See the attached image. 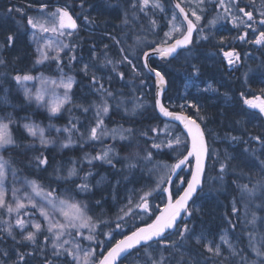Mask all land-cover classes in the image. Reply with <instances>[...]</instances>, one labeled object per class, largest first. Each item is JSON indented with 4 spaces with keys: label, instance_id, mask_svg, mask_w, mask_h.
<instances>
[{
    "label": "snow or ice",
    "instance_id": "snow-or-ice-1",
    "mask_svg": "<svg viewBox=\"0 0 264 264\" xmlns=\"http://www.w3.org/2000/svg\"><path fill=\"white\" fill-rule=\"evenodd\" d=\"M85 2L86 0H81L80 6L83 7ZM150 2L153 8L163 10L160 0H138L139 11L143 12ZM241 2L245 3V7L239 6ZM205 3L206 0H196V7L188 10L191 12V16L195 18L194 20L189 18L185 8L181 7L180 3H177L175 7L179 9L180 14L183 16V22L177 24L175 22L176 16L173 15L172 20L169 21V31L164 33V39L156 47H151V44L147 45L149 50L143 51L142 56L143 68L147 73L155 77L154 112L158 111L161 116L169 118L170 121H178L183 126V132L175 131L176 126L171 123H165L162 128L157 125L145 128L142 131H138L132 127L124 128L123 125L107 129L104 117L110 113L111 105L109 100L115 99V94L105 88L95 74L91 78L93 86L91 91L94 95H98L99 102L93 101L87 105H75V107L82 109L85 114L94 108V123L86 132H81L77 125L71 121H69V126L63 129H55L57 134L62 132L67 133V138L60 143L62 149L68 148L74 143L72 139L74 133H79L85 143L99 142L102 140V137L110 136L113 141L119 139L123 147L128 149L134 148V150H129L126 155L121 157L119 151L114 147H104L95 156H89L86 153L82 161L89 165L93 161H102L115 168L113 160H116V162L123 160L124 164L122 168L117 171H127L129 174L134 173L142 165L152 164L155 159L153 150H156L157 153L164 148L171 150L175 157L174 162L171 164L163 161L156 162L154 169H162L163 174L157 179L155 188L142 191V194L137 193L136 190H132L133 194L129 195L127 204L120 209L122 215L116 217L115 229L123 227L126 217L136 215L134 209L149 212L151 208L149 200L153 192L162 190V193L167 194V200L163 204V207L157 205L158 214L156 212L151 213L155 216V219H152L151 223H146L142 227H136L134 231H130L127 235H122L121 239L115 240V243L111 247H107L106 252L101 251L97 253L95 248L82 246L76 238L81 237L90 242H97L96 230L98 226H103L106 222L89 215L88 204L84 201L76 200L74 193L91 192L105 178L101 177L96 181V185H93L90 183V177L93 176V173L88 171L83 176H79L78 169L74 166L75 162H73V166L67 169L66 175H61L63 172L62 168H54L53 172L56 174L58 181L62 180L65 183L73 181L74 178L80 179L82 182L75 184L74 189L65 188L64 194L58 196V188L46 190L38 181L25 179L24 183L31 189V193H25L23 199H21L16 195L20 189L14 187L12 189L15 199L13 206L12 203H8L5 200L4 188L7 175L6 168L11 167V165L3 156H0V209L8 214H16L14 225L8 220H0V223L4 225L0 228V237H10L16 245L13 253H11L16 256L12 264H31L32 259L40 260L41 264H53V260H59L61 257L64 258L66 264H119L121 259L131 255L133 251L137 253L136 264H168L177 253H179V259L176 261V264H184L185 253L182 249L192 242L196 245L203 244L204 250L209 254L203 261V264H207V259L210 258L219 259L223 257L224 259H229L230 257L239 255V252L225 233L220 235L219 242L215 240L205 242V234L203 232L197 233L194 224L189 225L185 222L183 227H178L179 217L184 215L187 218H191L194 214L201 211L199 207L192 208L191 204L195 203L197 193L203 194V183L207 173L206 160L211 156L216 157L217 161H219V174L212 179L223 181L224 175L228 170L229 161L234 157L226 152L224 160L220 161L218 153L210 149L205 130L201 127L200 123L206 120V116L201 115L199 103L187 101L185 104L179 106V111L169 110V106H166L162 102V96L168 84L167 73L160 67H154L149 63L152 56H158L160 60H168L170 57L175 58L178 56V50L187 49L189 45L193 44L194 31L201 33L199 39L209 40L211 37L205 32V29L216 25L218 20L225 18L230 19L236 28L243 27L245 29L244 33L234 39L245 41L248 35L247 30L251 29L255 35V39L250 41V43L264 47V30H261L264 29V0H260L258 6L256 0H218L215 8L222 9V13H218L212 19H209L206 25L200 27L201 21L205 18L204 13L207 11L203 7ZM47 7L46 4L39 5L42 12ZM70 7L69 5L57 7L53 12L48 13L44 20L33 17H29L27 20V25L33 30L29 39L36 45V52L38 53L35 63L39 64L50 59L55 60L58 64V70L61 72V78L57 81L56 79L40 77L41 87L37 88L35 93H32L28 88H24V97L28 101L34 100L38 106L46 107L53 116L61 112L67 104L72 102L71 90L75 82L74 78L71 75L65 76L63 68L60 67V53L65 49H71L74 52L77 47L75 44H66L61 39L65 36L72 37L79 27L77 23L79 14H75L74 16L70 12ZM131 7L133 9L137 8V0H133ZM7 11L10 15L13 11L22 13L23 10L9 8ZM84 20L86 23H93L87 16H85ZM129 22L128 14L125 13L123 23L127 25ZM151 23L155 26L156 22L153 20ZM185 24L186 29L184 27ZM48 33L55 34L56 39L45 38V34ZM17 36L18 33L8 34L5 40L0 43V49L14 47ZM109 38L115 45L120 46L121 58L119 60H112L107 58L105 54L103 64L105 66L112 65L114 72L118 65L128 64L131 66L135 76L142 75L143 73L139 71L133 58H130L131 53L127 52L121 45V40L111 35H109ZM134 42L139 44L142 41L139 36H135ZM224 42L225 38L221 37L220 43L223 44ZM104 47L107 49L108 45ZM51 52H55L56 55L51 56ZM223 56L229 66L237 64L241 60L240 54L234 48L223 52ZM92 58L97 59L95 52L92 53ZM76 60L77 57L74 54L69 58L70 64ZM5 64L6 61L0 57V66H4ZM89 68V64H84L81 71L87 76ZM199 73L200 68L195 64L191 65L189 78L198 77ZM118 75L121 79L124 78V73L121 72ZM13 79L17 84H23L25 81L37 78L25 73L23 75L16 74ZM144 83V80L140 81L141 86ZM60 88L64 90L62 95L57 92V89ZM204 91H216V89L209 83ZM241 97L243 98L244 105L250 109L257 110V113L249 114V119H256L257 114L264 116V88L260 90L259 95H253L249 98L242 92ZM129 101L132 103L130 109L127 107V102ZM121 106H123L125 116L136 117L143 116L147 104L144 101L143 94H141L138 97L133 96L131 98L122 96L117 101V108L119 109ZM190 109H195V118L187 114L186 110ZM15 122L11 118V114H8L7 122H5L4 118H0V149L7 150L8 146L18 147L9 131V125ZM236 123L239 124L240 121ZM21 127L33 138V143L26 145V148L34 147L37 139L43 148L55 145V138H50L46 135V129L40 127L38 124L28 122L24 123ZM149 133H152V135ZM161 134H163L164 138H161ZM228 138L232 142L241 141L247 144V141H243L242 137L229 136ZM249 139L259 144L262 153H264V135L253 136L249 133ZM141 140L146 145L143 149L140 148ZM148 141H151L150 145H148ZM244 152L246 154L251 153L252 164L259 168L260 178L252 182V177L248 176L249 183L244 184L233 181L238 190L239 201L235 197L233 198L231 211L233 215L238 216L240 209L237 205L238 203L243 205L246 224L251 225L253 228V231L248 233L249 248L256 257L255 260L251 261L247 256L241 257L239 264H264V231L259 232L261 237L259 246L255 242L258 224L264 223V215L258 214L264 213V158L257 156L255 149L245 147ZM33 159L38 168L46 166L49 163L48 158L43 154L37 155ZM184 168L187 169L190 175L180 176L179 182L176 183L173 177L179 175L178 169L183 170ZM16 171L15 168H12L14 180L16 179ZM124 179L128 180V176H125ZM119 183L118 179L113 188L115 189ZM173 184H176L175 193L171 189V185ZM32 194L40 197L42 203L36 201ZM137 195L138 199H135ZM258 197L259 203L256 202ZM25 200L28 205H31L33 209L39 212V216L43 218L42 220L35 218V212L31 214L27 211L22 212L26 208ZM96 203L99 205L101 202L97 201ZM57 215L60 217L59 219ZM229 223L231 224V221ZM14 227L19 228L21 230L20 233H16ZM232 227L235 228V225H232ZM82 229H87L89 234L85 236L81 231ZM115 229L105 232L104 236L113 238ZM17 235H19V239H17ZM172 235H175L176 239H169V236ZM40 236L44 237L43 242L39 240ZM97 243L102 249L106 247L104 241H98ZM223 246H227L228 256H224ZM21 247L29 248L30 250L20 251ZM140 249L144 251L141 253ZM166 253L167 255H165ZM9 256L10 252L4 250L0 254V260H3L4 264H7ZM189 264H201V262L190 259Z\"/></svg>",
    "mask_w": 264,
    "mask_h": 264
},
{
    "label": "trees",
    "instance_id": "trees-1",
    "mask_svg": "<svg viewBox=\"0 0 264 264\" xmlns=\"http://www.w3.org/2000/svg\"><path fill=\"white\" fill-rule=\"evenodd\" d=\"M167 10H171L176 12L171 0H160ZM133 0H86L82 9L91 13L92 10V18L91 20L97 21L102 26L98 25L97 27H91L92 25L88 24V30L84 28L78 29L77 37L79 39L78 44L82 46L80 50H76L73 54L77 56V60L82 59L86 52L90 50L91 43L97 41L95 39V35H101L102 40L99 42L101 44L109 45V48H116L114 54L117 56L118 60L121 58V54L117 45L113 43V41L109 38V35L115 36L121 40L122 46H124V42L127 40V44L133 41L134 32L131 30L130 26H124L123 21L125 17V13L128 15H138V21L141 23L140 29L139 27H135L137 31L143 29L144 37H150L151 47L158 44L162 39H164L165 33V19L163 17V12L158 8H153L152 4L148 5L146 9L141 12L139 11L138 0H137V8L133 9L131 7ZM183 6L189 10L187 5L180 0ZM218 0H206V3L203 7L207 10L205 13H222V9H216L215 4ZM66 3L71 6V13L75 12V7L77 4L81 3V0H0V43L5 40V37L10 33H18L17 40L15 46L12 48L0 49V57H2L6 64L4 66H0V114L7 115V113L13 112L15 115H19L27 107L30 106L29 103L24 102L19 94L16 93V90L20 86L17 84L13 77L16 74H30L32 76H36L37 73L49 74L58 69V64L56 61H43L42 63H35L36 56L34 50L28 39V32L30 27L27 25V20L29 17H34V15L40 12L39 5L46 4L47 8H52L58 4ZM240 7H245V3L241 2L239 4ZM22 9V13H18L13 11L10 15L8 14V9ZM99 8V16L97 17L93 12V9ZM100 12H104V14H100ZM155 20V26L152 25L151 21ZM125 28V29H124ZM138 35V34H136ZM124 38V40H122ZM155 42V43H153ZM148 44V45H149ZM192 45V44H191ZM188 46L187 49H184L177 58L171 59L168 61H160L155 58L150 59V63L154 67H160L167 73V79L170 78L169 72L171 69L176 68V74H178L181 70H184L186 67H190L195 64L200 68V71L205 73L209 77H213L216 75L215 66L207 64L209 59L213 61L215 58L220 56L219 51H209V50H194L191 49L192 46ZM148 47L146 46L144 49H138V53L144 51ZM127 51V50H126ZM261 59H259V54L256 53V57L248 56V63L244 67L243 71H245V80H243L242 74L235 76L233 70L231 72L232 79L229 82L228 88L237 91L239 95L244 93V89L246 88V84L252 82V90L251 93L256 92L260 93V90L264 88V51L262 52ZM77 60L69 64V60L66 59L64 62L60 63V67L66 68L69 70L78 80V83L83 84L84 80H86L83 72L77 65ZM206 65V66H205ZM172 66V67H171ZM137 67L142 70L141 79L145 81L144 85L141 88H137L140 92H143V95L147 97V101H149L146 110L144 111L143 116H125L124 111L122 109H118L114 104L113 100H111V109L108 116L104 117L105 126L108 129L116 128L119 125H123L124 128H135L138 131H142L145 128H150L152 126L163 127L165 123H169L165 120H162L157 112H154V82L151 76L144 70L141 59L137 62ZM171 67V68H170ZM179 70V71H178ZM178 71V72H177ZM214 71V72H213ZM221 73L223 72L220 70ZM225 75V73H222ZM129 76H127V69L124 64V85H128L127 82ZM117 77L114 75L110 78H102V82L104 85H108L111 87H116L118 82L115 80ZM260 80H262V86H260ZM120 82V81H119ZM121 83V82H120ZM254 83V84H253ZM121 85V84H120ZM140 85V84H139ZM136 85L135 87H137ZM79 86H76L75 93L76 95H82V101L79 104H89L88 100L97 98L96 96L90 94H84V91H80L78 89ZM9 90L10 99L8 101L3 98L5 90ZM87 92H90L87 88H85ZM125 93L129 94L130 91L124 87ZM116 95L117 92L113 90ZM116 99V98H115ZM22 103V105L18 108L15 107V104ZM207 102V101H205ZM208 105V104H207ZM222 105V104H221ZM219 109L218 114L221 116V120L219 122L218 128L223 127V132H234L237 134H242V140L247 141V144L244 142H240L238 146H234L235 157L233 160L229 161L227 173L224 175L225 184L221 188H217L211 193L212 197L209 200H204L203 205L205 211H208L210 214H205L204 217L208 221H211L214 217L219 220V222L224 221L225 214H230V201L233 198H237L238 190L236 184L243 181V178L236 176L234 174H239L237 171L241 173L247 171H253L252 161H251V153L246 154L244 152L245 147L250 149H255V154L257 156L264 157V153L260 149L259 144L249 139V133L251 135H264V125L259 117L256 119H249V114L251 111H243L241 107L236 104L234 101L224 104V106ZM31 108V107H30ZM94 111H89L87 114L83 112L82 109L73 107L66 108L64 111L55 118L58 122H75L79 126H86L89 128L92 125L91 113ZM36 116L42 120H47L48 116L40 110H37ZM240 121V123H236ZM177 132H181L178 126L174 129ZM11 133L13 138L16 141L18 147L8 146L7 150L2 149V156L5 160L10 162L11 167L7 168L6 181H16V180H36L38 181L44 188H58L61 189H74L75 184H79L82 181L78 178H74L73 181H68L65 183L64 181H58L56 179V174L53 172L54 168H62L63 172L61 175H66L67 169L73 166V162H75V167L78 169V175L83 176L85 172L91 171L93 176L90 177V183L96 185V181L98 176L101 173H108L115 175L116 177L124 176L123 172H118L117 170L121 169L124 161L116 162L113 160L115 164V168L109 166L106 162L102 161H93L91 165L87 164L83 161L84 155L87 153L89 156H95L102 148L112 146L117 151H119L120 156L123 157L128 153L129 150L122 146V142L119 139L113 141V139H109L110 145H106V141L104 142H89L85 143L84 140L78 135L75 137V143L70 145L68 148H63L61 150H56L53 146H48L47 148H43L37 141H35L34 147L26 148V145L33 143V138L29 137L19 126V124L12 126ZM152 135V133H149ZM163 136V134H161ZM206 135L208 140H210V136L206 131ZM164 138V137H163ZM159 142V140H157ZM135 144V142H134ZM151 144V141H148V145ZM211 141H209V146ZM146 147L145 142L143 140L140 141V148L143 149ZM155 159L153 161H165L168 163H173L175 157L171 150L164 148L159 153L156 150H153ZM43 154L48 158V165L40 166L39 168L36 166L34 161V157L37 155ZM221 161V160H220ZM215 164V168L219 166V161H217L216 157H209L207 159V173L206 178L211 174V166ZM150 165H142L141 168H137L134 173H140L139 180L141 184H153V176L154 173L151 172ZM12 168H15L16 171V179L14 180L12 174ZM139 175V174H138ZM189 173L187 169L184 168L178 177L174 180L176 183L179 182L180 176H188ZM19 178V179H18ZM205 178V180H206ZM246 180V179H245ZM136 181V180H135ZM136 181V182H137ZM248 181V180H246ZM139 183V182H137ZM205 183V181H204ZM203 183V188H204ZM111 183H107L105 185L94 187L91 192L88 193H74L77 196H81L85 203L89 206V215L94 218H99L101 221L106 223L103 226H98L96 230V240L104 241L106 247L101 251H104L110 244H112L116 239L124 235L125 233L131 231L134 227L146 223L150 221L154 215L152 212H157V205L161 206L165 202V194L162 193V190H157L154 193L153 199L149 201L151 208L150 211L147 212L146 217L144 218H134L133 220H129L128 222L123 224L121 229H117L113 232V238H106L104 236L105 232H108L115 228L116 222H114L117 216V208L115 207L117 203L114 205V201L120 199V189L116 187L115 190L111 187ZM172 191L176 192V184L171 185ZM182 190V189H181ZM58 193V192H57ZM199 193L196 195L195 199L198 197ZM113 198L115 200H113ZM97 201L101 203L97 205ZM239 201V199H237ZM206 205H205V204ZM192 205V204H191ZM239 205V203H238ZM241 210V209H240ZM4 215V219L13 223L16 218H7L5 211L2 210L0 212V217ZM213 217V218H212ZM200 219L199 213L194 214L191 218H184L178 224V227H182L185 222L188 224L191 222ZM241 221V219H240ZM218 222V224H219ZM211 223V222H208ZM212 224V223H211ZM4 226V225H3ZM2 228V227H1ZM244 228V227H243ZM14 227V231L16 232ZM239 229V225H238ZM18 233V232H16ZM175 235L169 236V239L175 238ZM19 235H17V239H19ZM44 237L40 236L39 240L43 242ZM16 248L13 240L10 237H0V254L4 250H8L10 252V256L8 260L11 262L16 259V256L13 253V250ZM29 248H20V251H28ZM100 250L97 253L101 252ZM171 251V250H169ZM140 252H143V249H140ZM167 255V253L165 254ZM137 253L135 251L132 252L131 255L122 259L119 264L130 263L131 261H135L136 264ZM179 259V253L174 255L168 264H176V261ZM2 262H4L2 260ZM66 264V261L64 260ZM187 258L184 257V264H187ZM31 264H41V261L38 259H32Z\"/></svg>",
    "mask_w": 264,
    "mask_h": 264
},
{
    "label": "rangeland",
    "instance_id": "rangeland-1",
    "mask_svg": "<svg viewBox=\"0 0 264 264\" xmlns=\"http://www.w3.org/2000/svg\"><path fill=\"white\" fill-rule=\"evenodd\" d=\"M181 1L184 2L189 9L196 7V0H181ZM160 3L162 5L163 10H161L159 8L158 9L161 10L164 13L163 17L165 19V25L167 26V28H165V32L169 31V28H170L169 21L172 20L173 15L176 16V21L175 22L177 24L182 23V21L180 20V18L178 17L176 12L171 11V10H167V8L164 6V4L161 1H160ZM259 3H260V0H256L257 6L259 5ZM150 4H151V2L149 3V5ZM65 5H67V4L66 3L58 4V5H56V6L52 7V8H47L43 12L40 10V12L36 13L33 18L44 20L47 17L48 13L53 12L55 10V8H57V7H64ZM74 10H75V12L72 13V14H74V16H75V14H79V19H78V21H79V29L84 28L85 30H88L87 28H88V24L89 23H86L84 18H85V16H87V17H89L91 19L92 18V10L90 11L91 13H89L86 10L82 9L80 4H77ZM246 10H248V9L246 8ZM93 12L95 13V15L97 17L99 16L98 15L99 14L98 13L99 12V8L93 9ZM100 14L103 15L104 12H100ZM190 14H191V12H190ZM137 16L138 15H128V19H129L130 22L127 25L123 24L124 26H128V27L130 26L131 30L133 29V32H134L133 33L134 34L133 41L131 43L129 42L127 44V40H126L124 42V46L123 47L127 50V52L131 53L130 58H133L134 63H136V64H137V62L139 60V57L141 58V55L143 53L141 51L140 54H139L138 53L139 51L137 50V48L138 49H144L151 41L150 37H148V38L144 37V30L143 29H141L139 31H137L135 29V27H139V29H140V25H141V23L138 21V17ZM192 18L195 19L194 17H192ZM90 24L92 25L91 27H97L98 25L102 26V24H99L96 20L95 21L93 20V23H90ZM32 31L33 30L30 28L29 32H28V39H29ZM78 33L79 32L76 31L72 37L65 36V37L61 38L63 40V42L66 43V44L67 43H71V44L77 45L75 51L76 50L78 51V50H80L82 48V46L78 44V42H79V39L77 37ZM136 34H138V35H136ZM200 35H201V33L199 32L198 35H197L198 36V38H197L198 41H199ZM135 36H139L141 38L142 42L139 43V44L135 43L134 42V37ZM45 38L56 39V36H55V34L48 33V34H45ZM95 39H97V41L94 42V43H91L90 50L85 53V55H84V57L82 59H80V60L78 59L77 60V65H78V67L80 69H82L84 64H89L90 65L89 72H88L87 76L82 71L84 76H85V78H86V80L83 81L84 82L83 84L78 83L77 78L69 70H67L66 68L65 69L63 68L64 75L65 76L71 75L74 78V81H75L74 84H73V88L71 90L72 102L67 104L61 110V112H59V113H57L56 115L53 116V115H51L49 113V111L47 110L46 107L38 106L34 100L33 101L26 100L25 97H24L23 89L24 88H28L32 93H35L36 89L41 87L40 77L56 79L57 81H59V79L61 78V72L58 69L56 71L52 72V73H49V74L37 73L36 76H35L37 79L23 82V84H20V86L16 90V93L21 96V98L24 100V102L29 103L30 106L27 107L25 109V111L20 113L18 116L15 115L13 112L7 113V115H1L0 114V118H4L5 122H7L8 114H11V118L14 121H16L15 123H12V124L9 125V131L10 132H11L12 126H14V125L19 124V126L21 127L24 123L34 122L35 124H38L40 127L46 129V135H48L50 138H55V145L54 146L53 145H49V146L55 147L56 150H61L62 148L60 147V143L64 139L67 138V133H63L62 132L60 134H57L55 129L56 128L63 129L66 126H69V122L61 123V122H58L57 120H55V118L57 116H59L64 111V109L73 108V107H75V105H78L82 101L83 94L82 95H76V93H75L76 86H79L78 89L80 91L83 90L84 94H90V95H93V96L97 97V98L88 100L89 102L90 101L91 102H93V101L99 102L98 95H94L92 93V91H91V89L93 87L92 83H91V78H92L93 74L96 75V77L100 80L101 83H103L102 82V78L103 77L110 78V77H113L114 75L117 77V79H115L118 82V85L116 87L113 86V87L110 88V86H108V85L106 86V85L103 84L104 87L107 88L108 90H110L112 92H113V90H115V92H117V94L115 95L116 99H112L114 101L113 102L114 104H112V105L117 106V101L120 100L122 96L125 97V98H131L133 96L138 97L141 94H143V92H140L139 90H137V88H141L144 85V84L142 86L139 85L140 81L143 80V79H141V75L140 76H135L134 73L132 72L131 66L128 65V64H125V68L127 69V76H129L127 82H129V84L128 85H124V80H122L120 78V76L118 75V73H121V72L124 73V64L123 65H118L116 67V71L115 72L112 69V65L105 66L103 64V61L105 59V54L107 55V58H109V59L118 60L117 56L114 54V52L116 51V48H109V45H108V48L105 49L104 46L106 44L99 43L102 40V37H101V35H97V33L95 35ZM122 40H124V38ZM29 42H30V44H31V46H32V48L34 50V53H35V56H36V59H37L38 53L36 52V45L30 39H29ZM121 45H122V43H121ZM117 48H120V46L117 45ZM74 52L71 49L63 50L60 53V63L64 62L66 59L69 60V58L73 55ZM93 52L96 53L97 59H93L92 58V53ZM50 55L51 56H55L56 53L55 52H51ZM46 61H55V60H51L50 59V60H46ZM209 61H211V59H209ZM244 63L245 62L242 61V58H241L239 63L233 65L234 70L236 71V67L243 68ZM69 64H70V62H69ZM138 69L142 73V70L139 67H138ZM190 73H191V69H190L189 66L186 67L185 71H183L181 73L180 77L183 78V83H182V87L180 88L181 91H179V93L177 94L178 96L182 97L185 94L187 95V93L189 91H191V87H194V90L197 91V92H199V91L207 92L208 94H211L213 97H215V95H216L215 92L216 91H204V89L206 87L197 88L196 87L197 85H192L194 83L195 77L189 78L190 77ZM176 76H177V74H176ZM177 78H179V77H177ZM136 85H138V86L135 87ZM124 87H126V89L128 91H130L129 94L125 93L126 91H124ZM85 88H87L90 92H87L85 90ZM63 91L64 90L62 88L57 89V92L60 95L63 94ZM189 96H190V93H188L187 97L189 98ZM10 97H12V96L9 95V90L8 89L5 90L3 98H5V100L8 101L10 99ZM204 97L206 98V100H212V99H207V98H212V97H209V96H206V95ZM143 98H144V101L146 102V104L148 106L149 101H147V97H145L143 95ZM175 98H177V96ZM233 98L234 97H233V94L231 92H224L219 97L213 98V100H214V103H218L219 102L220 104H222V106H224V104L233 102V100H234ZM191 100H193V99H191ZM196 102H198V98H197ZM109 103L111 105V100H109ZM207 104L209 105V107L212 110L208 113L209 115H206V114H201V115L206 116V120L202 121L203 124H206L207 122L209 124H211V126H209V127L207 126L206 127L207 133L210 136V140L209 141H211L210 149H212L216 153H218L219 158H220L221 161L224 160L226 152L230 156L235 157L236 155H235V151H234L233 148H234V146H238L241 141L232 142V141H230V139L228 137L229 136L242 137L243 135L240 134V133L237 134V133H234V132H227V131L223 132V127H219V128H218V126L215 127L214 125H219L218 122L215 119L212 118L213 115L211 114V113H213V111H215V108L213 107V104H211L210 101L209 102H205V104L202 102V108H204V107L207 108ZM21 105H22V103H20V101H19V103H17V105L15 104V107L18 108ZM127 107L129 109L132 107V103L130 101L127 102ZM120 109L123 110V106H121ZM37 110H40L43 113H45L48 116V119L47 120H42V119L38 118L36 116ZM94 113H95V109L91 113L92 124L94 123ZM25 118H27V119H25ZM261 118H262V121H264V117L261 116ZM72 123H75V122H72ZM75 124L77 125V127L80 129L81 132H86V130L88 129L86 126H81V125L79 126L77 123H75ZM22 130L24 131L23 128H22ZM24 132L27 134L26 131H24ZM78 135H79V133H74L72 135V139H73L74 143L76 142L75 141V137H77ZM108 138L112 139L110 136L109 137H102V140L99 141V142L106 141V145H110V143H113V142L109 143V139ZM161 138H163L162 135H161ZM36 141L39 143L38 139ZM0 156H2V149H0ZM212 157H215V156H212ZM233 159H231V160H233ZM156 162H159V161H156ZM156 162H154V163H152V165H150L151 172L154 173V175H152L154 177L153 178V184L152 183L149 184V182H148V184H146V183L145 184L144 183L141 184L140 183L141 181H137V180H139V176H140V173H138V172H136L135 174H129L127 171H124L123 172L124 176L122 175L121 177H116L115 175L108 174V173H101L98 176L97 180H99L101 177H104L105 179L97 187L105 185L107 183H111L112 184L111 187H113V185H116V182H117L118 179L120 181V183H119V185L117 187H119V189L121 190L120 191V193H121L120 197H121V199L123 201H121L120 199H117V196H116V201H114V205H115V203H117L116 206H115L117 208V210H116L117 211V216L118 215H122V213L120 212V209H121L122 206L127 204V200H128L129 195L133 194L132 190H136L137 193L142 194V191H148L150 189L155 188L157 179L159 178L160 175L163 174V170L162 169H154V165L156 164ZM163 162H165V161H163ZM169 164H171V163H169ZM214 165L215 164H213L211 166V174L209 176H207V178L205 180L204 188H203V194L199 193L198 197L195 199V203H193L191 205L192 208L199 207L201 209V211L199 212L200 219L194 221L193 223L190 222L189 225H193L194 224L197 233L203 232L205 234V237H206L205 242H210V241H213V240H215L216 242H219L220 235L222 233H225L227 235L228 239L232 242L233 246L239 252L238 256L230 257L229 259H224L223 257H221L219 259H217V258L207 259V264H239L241 257H245V256H247L250 261L251 260H255L256 259L255 254L252 253L251 249L249 248V236H248V233L252 232L253 228H252L251 225L246 224L245 216H244V209H243V205L242 204L237 205L238 208L241 209L240 212H239V215L238 216L237 215H233L232 211H231L232 210V201L233 200H231L230 201V214H227V215L225 214L224 216H222V218H224V221H222V222H219V220L217 218H215V217L214 218L212 217L213 219L211 221H208V218L206 219L204 217L205 214H210V213L208 211H205V208H204V205H203V201L204 200H209L212 197L211 193H213V191L216 190L217 188H221L225 184V180L224 179H223V181L218 180V179H215V180L212 179L213 177H217L218 174H219V166L217 168H215ZM252 169H253V171L244 172L243 175H242V173L240 171H237V173H239V174H234L236 176H239L240 178H243V181H240V184L249 183L248 176L252 177V182H255L257 179L260 178L259 168L254 166V167H252ZM6 171H7V168H6ZM125 176H128V180L124 179ZM245 179L248 180V181H246ZM135 180L137 182H139V183H137ZM24 181L25 180H16V181H11V183H10V182L5 180V183H4L5 200L8 203H12L13 206H14V203H15V199L13 197L12 189L14 187L17 188V189H20V191L17 192L16 195H17V197H19L21 199H23L25 193H31V189L28 186L25 185ZM155 192H153L152 197L150 198L149 201H151V199H153V196H154ZM63 194H64V189L59 190L58 193H57L58 196H61ZM32 195H33V198L36 201L42 203L40 197H36L34 194H32ZM74 198L76 200H79V201H84L81 196H77L76 194H74ZM135 199H138V195L135 196ZM236 199H239V194L237 195ZM113 200H115V199L113 198ZM24 202H25L26 208L24 210H22V212L23 211H27L29 214L35 212V218L36 219H39V220L43 219L42 217L39 216V212L38 211L33 209L31 207V205L27 204L26 200ZM256 202L257 203L260 202L259 201V197L257 198ZM125 210H127V209H125ZM1 211H2V209H0V212ZM134 212L136 213V215L126 217L124 223L128 222L129 220H133L134 218H144V217H146V214H148L147 212H144L143 210L140 211L139 209H134ZM5 214H6L7 218H9V217L10 218H16V214L15 213L8 214V213L5 212ZM258 214L259 215H264V213H258ZM57 218L59 219L60 217L57 215ZM249 218H250V215H249ZM240 219H241V221H240ZM0 220H5L3 214L0 217ZM114 220H115L114 222H117L116 218ZM229 221H231V224L229 223ZM208 222H211L212 224L208 223ZM218 222H219V224H218ZM232 225H235V228H233ZM238 225H239V229H238ZM1 227H3L2 223H0V228ZM29 230H31V229H29ZM115 230H117V229H115ZM20 231L21 230L19 228L16 229V232L20 233ZM81 231L83 232V234L85 236L89 234L87 229H82ZM260 231H264V223H259L258 224L257 235L255 237V242L257 243V246H259V243L261 241V237L259 235ZM95 235H96V233H95ZM65 238H69V237H65ZM96 238H97V236H96ZM106 238H108V237H106ZM171 239L173 240V238H171ZM76 240L79 241L81 243V245L86 247V248H95L96 252L99 251V250L100 251L102 250V248H100L99 244L97 243L98 240H96L97 242H90V241L82 239L81 237H77ZM223 249H224V256H228L227 246H223ZM182 251L185 253V257L187 258V261H188L187 264H189V260L190 259L195 260V261H199V262H201V264H203V261L209 256V254L204 250L203 244L196 245L194 242H192L190 244H187L185 246V248L182 249ZM49 255H50V253H49ZM134 263H135V261L133 260L129 264H134ZM0 264H4V262H2V260H0ZM7 264H11V262L8 259H7ZM53 264H65L64 263V258L61 257L59 260H53ZM124 264H128V263L126 262Z\"/></svg>",
    "mask_w": 264,
    "mask_h": 264
},
{
    "label": "flooded vegetation",
    "instance_id": "flooded-vegetation-1",
    "mask_svg": "<svg viewBox=\"0 0 264 264\" xmlns=\"http://www.w3.org/2000/svg\"><path fill=\"white\" fill-rule=\"evenodd\" d=\"M217 14L218 13H204L205 18L201 21L200 27H203L204 25H206L208 23V20L212 19ZM191 19H193V18L191 17ZM256 26L258 27V25H256ZM165 27L167 28L166 25H165ZM261 30H264V29H261ZM205 32L207 34H209L211 37L207 41L202 40V39H199V41H198L197 35L199 32L198 31L194 32L193 44L191 45L192 46L191 49H194V50L200 49V50H209V51H219L220 52V56L215 58L213 61H210L207 63L209 65L211 64L212 67L215 66L216 75H213V77H209L205 73L200 71L198 77H195L194 83L192 85H197L196 86L197 88H204V87H207L209 83H211L212 87L214 89H216L215 97H213L211 94H208L207 92H202V91L197 92L194 90V87H191V91L188 92V93H190L189 98L187 97L188 93H187V95L185 94L182 97L178 96L177 94L179 93V91H181L180 88L182 87V83H183V78H181L180 75L183 71H185V69L181 70L176 76V68H174V69H171V71L169 72L170 78L168 79V89L164 94V104L166 106H169V109L171 111H179L180 110L179 106L181 104H185L187 101H193V102L195 101L196 102V100L198 98L197 103H199V105L201 106V114L209 115L208 113L212 109L209 107V105H207V108H205V107L202 108V102L205 104V101H207V102L210 101L211 104H213V107L215 108V111H213V113H211L213 115L212 118L215 119L219 124V122L221 120V116L218 114V111H219V107L221 104L219 102L214 103L213 98L219 97L224 92H231L233 94V97H234L233 101L236 104H238L243 111H251L253 113H257V110L250 109L246 105L243 104V98L241 97V95H239V93L237 91H234V90L228 88L229 82L232 79L231 72L234 70V67H233V65L232 66L228 65L227 60L223 56V52L230 51L234 48L240 54L242 61H244L245 63L243 65V68L236 67V71L234 73H235V76H238L240 74H243V69L246 66V64L248 63L247 57L250 55L253 57H256V53H258L259 59H261V57H262L261 55H262V52L264 51V47L250 43V41L255 39V35L252 33L251 29L247 30L248 35H247L245 41H241L239 39H234L235 37H238L239 35L244 33L245 29L243 27H241L239 29L236 28L231 23L230 19H227V18H225V20L224 19L218 20L216 25L205 29ZM221 37L225 38V42L223 44L220 43ZM190 69H191V66H190ZM220 70H222L223 71L222 73H225V75H222ZM177 77H179V78H177ZM238 78H239V76H238ZM243 80H245V76L243 77ZM259 82H260L259 83L260 86H262V84H263L262 80H260ZM252 86H254V85H252V82H249L246 84V86H245L246 88L244 89V94L249 98H251L253 95H259L260 94V93H256V92L251 93V90H252L251 87ZM205 95L212 97V98H207V99H212V100H206V98L204 97ZM176 96H177V98H175ZM191 99H193V100H191ZM186 111H187L188 115H192L195 118V109H190V110H186ZM257 117H259L262 121L261 116H259L257 114ZM202 124H203V122H202ZM262 124L264 125V121H262ZM203 126L206 129V127L211 126V124H209L207 122L206 124H203ZM214 126L216 127L218 125H214Z\"/></svg>",
    "mask_w": 264,
    "mask_h": 264
},
{
    "label": "water",
    "instance_id": "water-1",
    "mask_svg": "<svg viewBox=\"0 0 264 264\" xmlns=\"http://www.w3.org/2000/svg\"><path fill=\"white\" fill-rule=\"evenodd\" d=\"M172 3H173V6L175 7V5L177 4V3H180L178 0H172ZM181 4V3H180ZM181 7H184L182 4H181ZM185 8V7H184ZM175 9H176V11H177V13L179 14V16H180V18L182 19V21H183V16L180 14V12H179V9H177L176 7H175ZM185 10H186V8H185ZM186 12H187V14L189 15V13H188V11L186 10ZM189 18H191L190 16H189ZM78 23V22H77ZM185 29H186V24H185ZM195 32V31H194ZM194 32H193V35H194ZM156 47V46H155ZM149 49H147V50H145V51H148ZM181 50H183V49H180V50H178V52H180ZM142 56H143V54H142ZM151 58H155V59H160L158 56H152ZM170 59H172L171 57L170 58H168V60H170ZM141 61H142V64H143V60H142V57H141ZM149 63H150V60H149ZM149 74V73H148ZM151 77H152V79H153V81H154V84H155V77L154 76H152L151 74H149ZM168 89V84H167V86H166V90ZM165 90V91H166ZM155 92H156V87H155ZM165 93V92H164ZM163 97V96H162ZM162 102H163V100H162ZM170 110V109H169ZM171 111V110H170ZM158 112V111H157ZM159 114V113H158ZM159 116L162 118V119H164V120H167V121H170L169 120V118H166V117H163V116H161L160 114H159ZM172 122H175L176 124H178L181 128H182V130H183V126L182 125H180L179 124V122L178 121H172ZM202 127V126H201ZM206 164H207V160H206ZM179 173L181 172V170L180 169H178L177 170ZM178 176V175H177ZM177 176H174L173 177V179L175 180L176 179V177ZM165 186H168V185H165ZM182 191V190H181ZM166 200H167V194H165V202H166ZM164 202V203H165ZM161 207H163V205L161 206ZM140 211H142L141 209H139ZM156 214H158V211H157V213ZM187 218L186 216H184V215H182L181 217H179L178 218V223H179V221L182 219V218ZM153 219H155V216L153 217ZM152 221V220H151ZM151 221H149V222H147V223H151ZM146 224V223H145ZM142 226H144V224H141V225H139V226H137V227H142ZM136 228V227H135ZM135 228L134 229H132L131 231H134L135 230ZM127 234H129V232L127 233ZM127 234H125V235H127ZM122 237H120L119 239H121ZM115 243V242H114ZM112 245V244H111ZM111 245L109 246V247H111ZM107 250V249H106ZM106 250H105V252H106ZM122 260V259H121ZM120 260V261H121ZM119 261V262H120Z\"/></svg>",
    "mask_w": 264,
    "mask_h": 264
},
{
    "label": "bare ground",
    "instance_id": "bare-ground-1",
    "mask_svg": "<svg viewBox=\"0 0 264 264\" xmlns=\"http://www.w3.org/2000/svg\"><path fill=\"white\" fill-rule=\"evenodd\" d=\"M244 73H245V71H243L242 77L245 76L246 73H245V74H244ZM220 106H222V105H220ZM221 108H222V107H219V109H221Z\"/></svg>",
    "mask_w": 264,
    "mask_h": 264
}]
</instances>
